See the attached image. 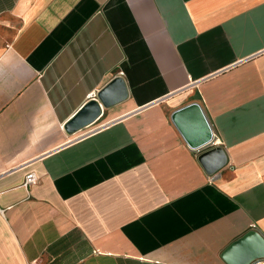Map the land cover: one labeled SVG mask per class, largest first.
<instances>
[{
  "label": "crops",
  "instance_id": "0c3cea01",
  "mask_svg": "<svg viewBox=\"0 0 264 264\" xmlns=\"http://www.w3.org/2000/svg\"><path fill=\"white\" fill-rule=\"evenodd\" d=\"M118 78L126 98L106 107ZM192 104L213 133L198 149L175 120ZM215 147L227 164L209 175ZM251 231L264 0H0V264H229Z\"/></svg>",
  "mask_w": 264,
  "mask_h": 264
},
{
  "label": "water",
  "instance_id": "95a60500",
  "mask_svg": "<svg viewBox=\"0 0 264 264\" xmlns=\"http://www.w3.org/2000/svg\"><path fill=\"white\" fill-rule=\"evenodd\" d=\"M126 98V89L122 79L118 78L99 94V101L110 107ZM99 101L90 102L72 122L75 129L83 128L101 115ZM175 120L181 128L186 141L194 149L211 143L213 133L198 104H192L177 112ZM199 161L209 175H213L227 164V156L221 147L204 151ZM229 264H250L264 260V237L255 231L249 232L226 252Z\"/></svg>",
  "mask_w": 264,
  "mask_h": 264
},
{
  "label": "built area",
  "instance_id": "2783aa9c",
  "mask_svg": "<svg viewBox=\"0 0 264 264\" xmlns=\"http://www.w3.org/2000/svg\"><path fill=\"white\" fill-rule=\"evenodd\" d=\"M37 182H38V177L35 174H29L25 179V183L23 187L30 188L32 185L36 184Z\"/></svg>",
  "mask_w": 264,
  "mask_h": 264
}]
</instances>
